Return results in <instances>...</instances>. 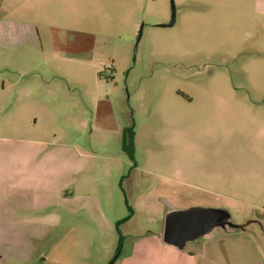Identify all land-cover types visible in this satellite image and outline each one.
Listing matches in <instances>:
<instances>
[{"label":"rangeland","instance_id":"1","mask_svg":"<svg viewBox=\"0 0 264 264\" xmlns=\"http://www.w3.org/2000/svg\"><path fill=\"white\" fill-rule=\"evenodd\" d=\"M23 199L53 205L0 221V264H185L172 210L264 256V0H0V207Z\"/></svg>","mask_w":264,"mask_h":264},{"label":"crops","instance_id":"2","mask_svg":"<svg viewBox=\"0 0 264 264\" xmlns=\"http://www.w3.org/2000/svg\"><path fill=\"white\" fill-rule=\"evenodd\" d=\"M12 25V23H10ZM13 26V25H12ZM46 146V145H43ZM47 151L45 148L41 151L44 152ZM50 155V153H45L44 159L40 160L38 159L41 155L34 154L30 155L27 154V157L29 158L28 161L24 162L28 168L34 167V164H36V169L33 174L37 175L38 177H41L42 179H45L46 174V167L47 163L51 160H47V157ZM38 157V158H37ZM42 166V167H41ZM41 167V170L37 168ZM19 169V173L17 172H10V173H17V181L14 182L12 180H9V187L7 189L8 192H14L16 189L19 191H30L29 187L23 183H21V177L26 174V171L22 168ZM32 169V168H31ZM41 186L39 189H42L46 191L47 195L44 197L45 199L51 197V191L46 188V184L41 181ZM45 191L43 193H45ZM40 193V190L37 191ZM37 194V193H36ZM30 201V196H29ZM53 204H45L42 209H38L36 206L30 205L27 201L23 199L21 201L20 205L18 207H12V208H6L5 206L0 207V221L5 220L7 222L11 217H9V214L14 213L17 211L18 213H29V212H40L45 211V209H48ZM175 212V210L170 211ZM13 220V219H12ZM39 225L42 227H46V221L40 220ZM52 222L48 221L49 226L53 225ZM13 223L15 224H24V222L19 221L17 219L13 220ZM47 229V228H46ZM215 231V230H214ZM213 231V232H214ZM213 232L210 235H205L202 237L201 235L198 236V238L193 239L192 237L187 240V243L185 246L181 249L178 246L174 244H170L171 247L169 248L170 252L173 254L172 260H175L178 258L175 251H183L184 248L190 244V243H196L198 241H202L201 245L194 246L190 251V256H187L186 254L181 255V260L185 261V264H264V256L262 255V252L260 250V245L258 242L253 238V235L250 234L248 231H222V232H215V234L212 236V238H209ZM222 233V234H220ZM43 236L37 237V239H40ZM209 236V237H208ZM161 240H164V235H160ZM209 238V240L207 239ZM165 243V242H164ZM11 256V255H10ZM22 257V256H21ZM19 259H23V257ZM14 258V257H13ZM179 259V258H178ZM25 260V259H24Z\"/></svg>","mask_w":264,"mask_h":264},{"label":"water","instance_id":"3","mask_svg":"<svg viewBox=\"0 0 264 264\" xmlns=\"http://www.w3.org/2000/svg\"><path fill=\"white\" fill-rule=\"evenodd\" d=\"M173 2V1H172ZM175 23V7L173 5V16H172V21L166 25V26H173ZM142 32V28L140 30V34ZM178 219L179 216L174 212L171 214V218L167 224L166 230H165V235H164V240L169 243V244H174L176 246H178L179 248H183L185 246V244L187 243V240L189 238H191L192 236H188L186 237V239H184L183 241H180L179 239H177L174 236V232L177 231L179 229V223H178ZM202 236V234H200ZM206 235V233H205ZM119 256V254L116 256L115 260L117 259V257Z\"/></svg>","mask_w":264,"mask_h":264},{"label":"trees","instance_id":"4","mask_svg":"<svg viewBox=\"0 0 264 264\" xmlns=\"http://www.w3.org/2000/svg\"><path fill=\"white\" fill-rule=\"evenodd\" d=\"M134 136H135V132L133 128H128L124 130L123 146L125 151L129 153H132L134 150Z\"/></svg>","mask_w":264,"mask_h":264}]
</instances>
